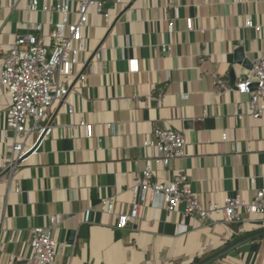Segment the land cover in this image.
<instances>
[{"label": "crops", "instance_id": "0c3cea01", "mask_svg": "<svg viewBox=\"0 0 264 264\" xmlns=\"http://www.w3.org/2000/svg\"><path fill=\"white\" fill-rule=\"evenodd\" d=\"M39 1L41 8L52 3ZM30 2L0 0V69L16 35L34 31L36 22L49 33L60 18L29 10ZM107 8L112 27L93 13L84 32L103 59L78 67L85 85L75 78L69 95L41 121L49 128L38 148L5 176L10 152L1 128L9 97L0 88V264H31L35 227L51 228L64 243L60 264H195L260 229L254 221L228 223L219 213L183 219L181 208L168 211L161 194L147 195L139 217L120 228L99 204L116 196V214L131 211L130 188L151 154L143 143L156 125L183 131L189 153L168 168L155 165L160 179L186 174L205 203L235 195L252 201L264 186V114L252 117L250 96L238 92V83L264 56V0H127ZM247 17L261 28L247 27ZM239 48L248 66L237 60ZM38 136L33 132L28 144ZM212 264H264V237Z\"/></svg>", "mask_w": 264, "mask_h": 264}, {"label": "built area", "instance_id": "2783aa9c", "mask_svg": "<svg viewBox=\"0 0 264 264\" xmlns=\"http://www.w3.org/2000/svg\"><path fill=\"white\" fill-rule=\"evenodd\" d=\"M126 1L52 0L50 5L44 4L41 8L39 0H31L29 10L37 11L41 8L45 12L58 14L60 18L55 21L49 33H44L41 23H34V31L16 35L13 43L2 53L0 88L4 89L9 100L1 132L3 142L10 152L3 171L12 170L36 144H28L32 133L38 132L39 139L46 128L41 126V121L49 115L57 101L69 95L75 78L85 85L86 75L78 67L86 65L92 55V60L103 59V49L91 50L88 37L84 34L90 16L93 13L101 16L104 28L110 29L113 15L107 3L122 5ZM72 14H76V21H71ZM186 24L189 30L194 28L192 18H187ZM245 25L261 28L255 25L251 17L245 19ZM173 29L171 23L169 30ZM164 50L169 51L170 46L165 45ZM130 69L132 72L138 71V59L130 61ZM238 92L250 96L249 107L253 118L264 114V56L253 64L251 75L238 83ZM69 112L74 113L71 105ZM79 124L89 132L90 125L82 120ZM107 126L111 127V124ZM222 138L227 141L226 132ZM143 146L151 154L144 158L142 173L130 188L134 198L131 211L128 214H116V196L103 198L99 204L102 212L116 215L118 227L126 228L129 219L138 218L146 196L154 194L163 196L169 212L181 208L183 219L194 216L200 221H206L213 214L219 213L228 223L245 224L254 221L252 223L258 228L264 227V186L255 191L252 201L235 195L226 197L223 204L205 203L191 187L186 174L174 171L167 182L156 175L155 165L168 168L175 160L189 155L188 140L183 131L156 125ZM251 182L254 183L255 179ZM63 246L64 243L56 239L51 228L35 227L31 231V264H60L58 255ZM13 258L11 254L10 259Z\"/></svg>", "mask_w": 264, "mask_h": 264}, {"label": "water", "instance_id": "95a60500", "mask_svg": "<svg viewBox=\"0 0 264 264\" xmlns=\"http://www.w3.org/2000/svg\"><path fill=\"white\" fill-rule=\"evenodd\" d=\"M97 51V50H96ZM95 54V53H94ZM93 57V55H92ZM92 57L89 60V62L86 64V67H88V65L91 63L92 61ZM237 60L239 62H242L245 66H248V59L244 58L243 56V49L239 48L237 50ZM79 78V77H78ZM49 127H46L45 130L42 132L41 136L39 137L38 141L36 142V144L30 149V151H28L23 157L22 159L19 161H23L26 158H28L40 145L41 141L43 140L44 136L46 135L47 131H48ZM11 171V169H6L5 171H3L1 176H5L7 175L9 172ZM264 237V227L257 229L255 231H251L248 233H245L244 235L236 238L234 241H232L231 243L227 244L225 247L213 252L210 255H207L206 257H204L203 259H201L200 261L196 262L195 264H212L215 261H217L218 259L228 255L229 253H231L232 251L236 250L237 248H239L240 246H242L243 244L258 239V238H262Z\"/></svg>", "mask_w": 264, "mask_h": 264}, {"label": "trees", "instance_id": "16d2710c", "mask_svg": "<svg viewBox=\"0 0 264 264\" xmlns=\"http://www.w3.org/2000/svg\"><path fill=\"white\" fill-rule=\"evenodd\" d=\"M196 263V262H195Z\"/></svg>", "mask_w": 264, "mask_h": 264}]
</instances>
